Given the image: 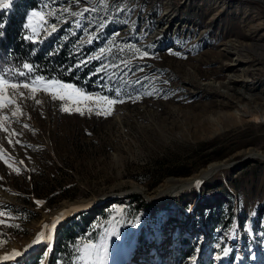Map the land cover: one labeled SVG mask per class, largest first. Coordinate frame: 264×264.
Listing matches in <instances>:
<instances>
[{
	"label": "rangeland",
	"instance_id": "374dc122",
	"mask_svg": "<svg viewBox=\"0 0 264 264\" xmlns=\"http://www.w3.org/2000/svg\"><path fill=\"white\" fill-rule=\"evenodd\" d=\"M33 12L43 20L29 27ZM25 23L35 44L67 42L87 68L78 86L56 80L110 99L119 89L124 102L81 115L21 89L22 115L0 109L11 118L0 130V256L34 243L52 217L86 213L58 242L61 220L51 249L41 241L0 264H99L113 230L103 264H264V159L185 185L215 162L264 156V0H38ZM137 186L148 195H125Z\"/></svg>",
	"mask_w": 264,
	"mask_h": 264
},
{
	"label": "trees",
	"instance_id": "16d2710c",
	"mask_svg": "<svg viewBox=\"0 0 264 264\" xmlns=\"http://www.w3.org/2000/svg\"><path fill=\"white\" fill-rule=\"evenodd\" d=\"M37 6L38 0H12L8 8H0V24L3 25L0 28V32L3 33L0 35V72H3L5 76L13 74L17 77H23L19 76L18 73L28 72L27 69L23 68V65L27 63L33 65V70L28 73L27 77L42 76L80 85L81 79L87 74V68L83 71H77L78 69L74 66L77 54L69 43L61 42L58 46H54L47 37L42 38V44L38 45L32 39H27V37L32 36L25 23L27 11ZM86 88L88 89L87 85ZM84 218H86V213H79L72 220V224ZM70 220L59 228L60 239L58 242L72 231L68 225ZM215 220L214 217L208 221L211 229L215 227ZM183 241L186 240L182 239ZM58 246L61 250L63 243ZM62 250L67 252L65 247ZM67 258H65V263L69 264ZM29 263L30 261L27 264ZM206 264H212V259H209Z\"/></svg>",
	"mask_w": 264,
	"mask_h": 264
},
{
	"label": "snow or ice",
	"instance_id": "6c2138e0",
	"mask_svg": "<svg viewBox=\"0 0 264 264\" xmlns=\"http://www.w3.org/2000/svg\"><path fill=\"white\" fill-rule=\"evenodd\" d=\"M11 0H7V2L0 3V8H8L10 6ZM87 11V9H85ZM32 18H39L41 21L43 20V16L40 12H33L29 18L30 24L29 27H31V21ZM3 25L0 24V28H2ZM53 30H55V26L53 25ZM3 33L0 32V35ZM27 39H32L31 36L27 37ZM103 51V49L101 50ZM138 51V50H137ZM141 55L147 56L148 53L145 51ZM24 69H27L28 72H19V76L27 77L28 73L33 70V65L25 63L23 65ZM37 85H40V87H37ZM21 89H28L31 95V98L36 100L35 94L38 91H43L46 93H49L51 95V98L53 100H61V101H71L72 106L69 107L67 104L62 105V111L65 112H79L81 115H84L87 111V114H92L95 112L96 115H111L114 105L117 103H123V99H119V89H116L115 92L117 93V98H109L107 96L103 95H87L85 94L81 89L76 88L72 84H66L62 83L59 80L56 79H49L45 81V78L42 76H36L34 80L28 81L25 80L23 82H15L13 80H10L5 77V74L3 72H0V109H8L9 106H14V109L11 113V118H16L19 115H22V111L20 108V105L17 103V98L20 99H26L28 97L25 96V92ZM136 99H139V97H136ZM37 104L42 103L40 100H36ZM81 105H95V107H87L86 109L84 107H81ZM103 106V107H102ZM8 115H4L2 119H0V130H3L4 133H9V128L5 127V122H8L11 119ZM25 127H29L28 125H24ZM12 135H18V133L15 132V130H12ZM12 139L8 138V143H12ZM5 163H7V160H5ZM11 166V165H10ZM17 172H19V169H16ZM2 179V177H0ZM41 201H37V204H41ZM0 215H4V213L0 212ZM63 217V213L60 214L59 217L56 219L59 220ZM5 220H0V225L5 224ZM15 227H18V225H12ZM52 227H55V224H51ZM119 233L113 230L112 233L107 234L105 238V243L101 244L99 246V249H102L104 254H107L108 251V243L107 240L110 239L111 236H118ZM44 239V233H40L39 237L37 238L34 243H39ZM87 249H91L92 252H95L98 254L99 249H97V245L95 244H88L86 245ZM224 254L227 255L228 249H224ZM21 253L19 251L14 250L11 255H5L2 257L4 260H11L14 258V256L20 255ZM92 253H89V256Z\"/></svg>",
	"mask_w": 264,
	"mask_h": 264
},
{
	"label": "bare ground",
	"instance_id": "6f19581e",
	"mask_svg": "<svg viewBox=\"0 0 264 264\" xmlns=\"http://www.w3.org/2000/svg\"><path fill=\"white\" fill-rule=\"evenodd\" d=\"M249 156L251 157L252 160L255 159V158H257V157L264 159V156L260 152H258V151H253ZM232 165H233L232 163H228L227 164L226 162H215V163H213V164H211V165L208 166V169L205 171V173H203L201 179H197V178L193 177L191 179H188L185 185L187 186V185H191V184H194V183H198L202 179L206 178V176H209V175L215 173L218 169L228 168V167H230ZM137 187H139V188H137L138 190H134V188H133V189L129 190V192H127V193L138 192V193H141V194L143 193L144 195H146L145 194L146 190L143 187H140V186H137ZM177 188L180 189L181 187H177ZM162 192H164V190H162ZM86 205H91V204H86ZM80 208H81V206H80ZM74 211H75V209L72 210L71 212H69L68 214L63 215V217L61 219H59V220H57L56 218H53L52 217L49 221H47L44 224L43 228L38 232V234L36 236V239L33 240L32 242H34V241L37 240V238L39 237L40 233H44V239L42 241L43 242L44 241H49L48 245H49V248L51 249L52 248V244L54 242V237H55V228H57V225H59L61 223V220L65 221L69 216H71L74 213ZM53 223L55 224V227H52L51 226V224H53ZM46 229L48 231H46ZM39 243H41V242H39ZM39 243H37V244H39ZM103 243H105V242H103ZM30 244L31 243L29 242V244H27L23 250L19 251L21 253L20 255L26 254L29 251V248L33 244H35V243H32L31 245ZM24 250H26V251H24ZM13 251H14V249L12 250V253H13ZM12 253H10V254L9 253L2 254V256H0V259H2L3 256H5V255H11ZM103 253L104 252L101 249V255L99 257V264H103V261H104V257H103L104 254ZM17 257L18 256H14L13 259H16ZM13 259H11V260H13ZM11 260H5V261L7 262V261H11ZM4 262H1V263H4Z\"/></svg>",
	"mask_w": 264,
	"mask_h": 264
},
{
	"label": "water",
	"instance_id": "95a60500",
	"mask_svg": "<svg viewBox=\"0 0 264 264\" xmlns=\"http://www.w3.org/2000/svg\"><path fill=\"white\" fill-rule=\"evenodd\" d=\"M248 160H252L251 159V157L250 156H248V155H245V156H242V157H240V158H238L236 161H234V162H232V164L234 165V166H236L237 164H240V163H242V162H244V161H248ZM130 193H126L125 195H129ZM99 203H94V204H91L90 206L92 207V205H94V206H97ZM74 209H75V211H74V213L71 215V216H69L67 219H70L71 217H73L74 215H77V214H79L80 212H82V211H84V210H81L80 209V207H74ZM86 210V209H85ZM66 219V220H67ZM65 220V221H66ZM64 222V221H63ZM62 222V223H63Z\"/></svg>",
	"mask_w": 264,
	"mask_h": 264
}]
</instances>
